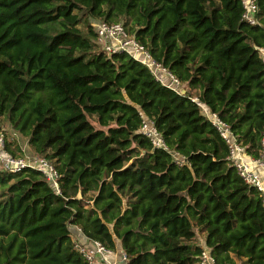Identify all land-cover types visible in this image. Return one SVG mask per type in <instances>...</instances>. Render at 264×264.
<instances>
[{"label": "trees", "instance_id": "16d2710c", "mask_svg": "<svg viewBox=\"0 0 264 264\" xmlns=\"http://www.w3.org/2000/svg\"><path fill=\"white\" fill-rule=\"evenodd\" d=\"M253 2L255 23L241 0H0V125L51 160L58 187L32 167L0 169V264H88L71 224L112 250L117 238L125 264H199L202 248L217 264H264L262 196L190 98L260 156L264 0ZM98 20L120 21L181 91L100 49ZM4 147L22 154L5 135Z\"/></svg>", "mask_w": 264, "mask_h": 264}, {"label": "built area", "instance_id": "2783aa9c", "mask_svg": "<svg viewBox=\"0 0 264 264\" xmlns=\"http://www.w3.org/2000/svg\"><path fill=\"white\" fill-rule=\"evenodd\" d=\"M241 4V18L249 23H255L256 7L253 0H241ZM94 31L95 41L100 49L106 53L112 51L129 53L133 58L144 64L159 82L175 91H181L177 78L164 66L155 62L142 44L125 31L120 21L105 22L98 20L94 23ZM259 54L261 61L264 63V44L259 47ZM190 98L200 106L201 112L207 116L219 136L226 143L228 161L235 167L236 172L243 181L253 185L260 192L264 203V178L254 170V167H264V135L261 137L262 150L260 156L252 158L245 154L243 146L235 140L227 124L215 112L210 111L195 96ZM139 130L149 138L153 145L165 147L159 132L148 118L142 116ZM23 167L37 169L48 185L55 192H58L57 172L51 160L35 153L17 155L9 153L4 147V134L0 130V169L18 171ZM76 229L79 235L75 231H71L73 247L81 253L88 264H120V261L124 260L122 251L116 254L114 250L104 246L100 241L84 236L79 227L76 226ZM198 260L199 264H217L205 248L201 249Z\"/></svg>", "mask_w": 264, "mask_h": 264}, {"label": "rangeland", "instance_id": "374dc122", "mask_svg": "<svg viewBox=\"0 0 264 264\" xmlns=\"http://www.w3.org/2000/svg\"><path fill=\"white\" fill-rule=\"evenodd\" d=\"M0 127L2 128L3 134L6 136V139L14 138V140L17 141V143L22 147V150L26 151L24 153H28L27 151H30V148L26 143V136L11 128L6 122L1 123Z\"/></svg>", "mask_w": 264, "mask_h": 264}, {"label": "crops", "instance_id": "0c3cea01", "mask_svg": "<svg viewBox=\"0 0 264 264\" xmlns=\"http://www.w3.org/2000/svg\"><path fill=\"white\" fill-rule=\"evenodd\" d=\"M18 144V143H17ZM18 147L20 149V152L23 154L26 151L22 150V147L18 144ZM29 153V151H27ZM254 170L261 176L264 178V167H254ZM69 228L71 231H75L77 233V235H79V232L76 229V225H69ZM197 238V243H202L203 241V234L202 233H198L196 235ZM114 243H115V249L114 252L117 254L118 253V248H119V240L117 238H114Z\"/></svg>", "mask_w": 264, "mask_h": 264}, {"label": "water", "instance_id": "95a60500", "mask_svg": "<svg viewBox=\"0 0 264 264\" xmlns=\"http://www.w3.org/2000/svg\"><path fill=\"white\" fill-rule=\"evenodd\" d=\"M120 264H125V260H121L120 261Z\"/></svg>", "mask_w": 264, "mask_h": 264}]
</instances>
